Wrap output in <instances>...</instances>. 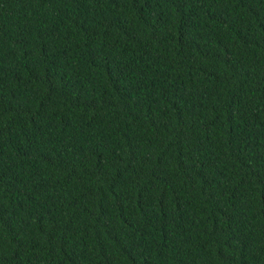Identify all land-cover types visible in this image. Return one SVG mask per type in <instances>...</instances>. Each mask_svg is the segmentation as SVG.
Here are the masks:
<instances>
[{"label": "trees", "instance_id": "1", "mask_svg": "<svg viewBox=\"0 0 264 264\" xmlns=\"http://www.w3.org/2000/svg\"><path fill=\"white\" fill-rule=\"evenodd\" d=\"M0 264H264V0H0Z\"/></svg>", "mask_w": 264, "mask_h": 264}]
</instances>
